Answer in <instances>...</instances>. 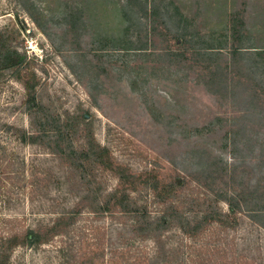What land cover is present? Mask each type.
<instances>
[{"label":"trees","instance_id":"obj_1","mask_svg":"<svg viewBox=\"0 0 264 264\" xmlns=\"http://www.w3.org/2000/svg\"><path fill=\"white\" fill-rule=\"evenodd\" d=\"M121 14L129 24L128 50L146 53L149 34L162 27L180 49L179 54L165 50L162 61L168 69L176 66V73L188 81L192 59L209 63L197 82L235 109L227 120L224 148L231 160L224 153L187 150L169 160V173H161L158 166L138 174L97 139V120L89 111L53 118L43 113L44 103L34 96L30 106L41 119L32 115L31 134L21 139L51 155L41 160L52 164L42 172H49L43 181L56 194L51 203L57 212L47 224L38 221L28 230V247L37 253L59 240L52 264H264V44L247 35L243 23L230 28L229 48L221 41L210 42L193 31L190 20L169 0H153L151 5L124 0ZM128 75L143 97L144 90ZM89 169L111 174L118 186L95 185ZM86 213L111 223L76 228ZM212 228L218 232L208 239ZM15 240L0 244V264H11L15 248L25 247Z\"/></svg>","mask_w":264,"mask_h":264},{"label":"rangeland","instance_id":"obj_2","mask_svg":"<svg viewBox=\"0 0 264 264\" xmlns=\"http://www.w3.org/2000/svg\"><path fill=\"white\" fill-rule=\"evenodd\" d=\"M169 1L190 20L193 31L210 42L221 41L229 48L230 28L243 23L247 35L264 44V0ZM145 2L151 5L153 0ZM123 4L124 0H0V244L10 238L20 246L25 243L15 248L11 264H52L61 244L55 240L34 253L26 242L30 228L38 221L47 224L57 212L51 203L56 194L43 181L49 172H42L52 164L41 160L51 155L21 139L31 134L32 115L41 119L38 109L30 106L34 96L44 103L43 113L53 118L89 111L97 120V139L138 174L158 166L161 173H169V160L187 150L224 153L231 160L224 148L227 120L235 116V109L197 82L209 63L192 59L188 81L176 73V66L168 69L162 55L168 48L175 54L180 49L162 27L149 34L146 53L128 50L132 43L125 41L129 24L121 14ZM116 46L122 50H112ZM128 74L144 90L143 97ZM45 127L50 130L48 121ZM89 179H95V185L118 186L111 174L94 169H89ZM79 218L76 228L111 223L107 219L103 224L88 213ZM217 232L210 229L207 238ZM87 250L85 244L83 251Z\"/></svg>","mask_w":264,"mask_h":264}]
</instances>
